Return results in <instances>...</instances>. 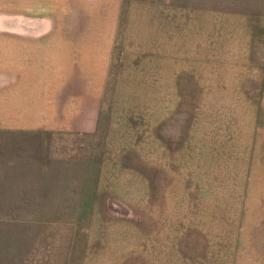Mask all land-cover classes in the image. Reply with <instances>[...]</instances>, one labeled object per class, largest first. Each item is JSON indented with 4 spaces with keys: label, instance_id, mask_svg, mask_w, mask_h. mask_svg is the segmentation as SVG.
<instances>
[{
    "label": "rangeland",
    "instance_id": "1",
    "mask_svg": "<svg viewBox=\"0 0 264 264\" xmlns=\"http://www.w3.org/2000/svg\"><path fill=\"white\" fill-rule=\"evenodd\" d=\"M125 4L103 93L0 86V264H264V0Z\"/></svg>",
    "mask_w": 264,
    "mask_h": 264
},
{
    "label": "crops",
    "instance_id": "2",
    "mask_svg": "<svg viewBox=\"0 0 264 264\" xmlns=\"http://www.w3.org/2000/svg\"><path fill=\"white\" fill-rule=\"evenodd\" d=\"M125 5V0H0V86H17L13 94L20 109L38 113L33 123L48 119L40 110L68 108L62 105L66 95L104 92L127 25ZM194 29L188 22L176 28L189 55L199 45ZM157 31L151 29L154 36ZM56 94L64 95L58 107L51 105ZM5 97L0 95V103Z\"/></svg>",
    "mask_w": 264,
    "mask_h": 264
}]
</instances>
